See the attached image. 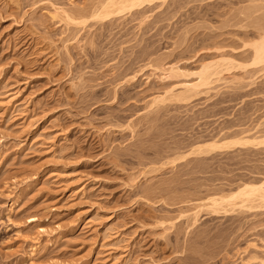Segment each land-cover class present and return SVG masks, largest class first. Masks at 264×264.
Returning <instances> with one entry per match:
<instances>
[{
	"label": "rangeland",
	"instance_id": "obj_1",
	"mask_svg": "<svg viewBox=\"0 0 264 264\" xmlns=\"http://www.w3.org/2000/svg\"><path fill=\"white\" fill-rule=\"evenodd\" d=\"M99 1L0 0V264L261 263L264 202L210 200L264 179V0Z\"/></svg>",
	"mask_w": 264,
	"mask_h": 264
},
{
	"label": "bare ground",
	"instance_id": "obj_2",
	"mask_svg": "<svg viewBox=\"0 0 264 264\" xmlns=\"http://www.w3.org/2000/svg\"><path fill=\"white\" fill-rule=\"evenodd\" d=\"M157 1L166 2L167 0H100L98 7L93 11L92 15L98 19H106L118 13H123L127 11L132 12V10H135L147 4H152L153 2H157ZM53 8H54L53 17H59L60 19L68 22L69 24L75 23L77 21V19L75 18L76 13L74 15H71V13H69L68 11L62 8H58V7H53ZM76 16L78 17V19L79 17H81V16H78V14ZM251 47H253V51H254L251 64L253 66H261V65L264 66V33L260 35V38L256 42H254ZM226 61H229V60H226ZM226 61L224 60L223 62H226ZM226 63L222 64L221 61L220 63L218 61V63L216 62V63L204 65L203 68L199 71V73H197L198 81L194 84L185 83L186 85H184V90L181 92L182 95H179L178 99L184 98L186 94L191 95V93L194 94L196 91H197L196 93H198L201 87L208 86L211 80H213L212 79L213 77H215L216 75H221L219 67L222 65L225 66ZM174 72L176 73L175 70H171V73H174ZM253 140L257 141L258 138L238 136V137L230 138L228 141L213 140L210 143L200 146V148L198 149H201L203 147L210 148V149L211 148L212 149H218V148L225 149V147L230 148L233 145H240V144H246V143L249 144V142ZM262 143H264V140L262 141ZM255 201H261L262 203L264 202V179L259 182L250 181V182L244 183L241 186H239L237 189H235V191H231L227 195H223L219 198H214L210 200V203L212 207H219V206L229 207V206H236L238 204H243V205L248 204L249 205L250 203L252 202L254 203ZM201 212H202L201 206H199V207H196L194 210H192L191 214L182 215V218H186V219L191 218V220L196 221L200 217ZM42 232H46V231L42 229ZM244 259L245 258H241L242 264H252L248 262L246 259L245 261ZM257 264H264V261H262L261 263H257Z\"/></svg>",
	"mask_w": 264,
	"mask_h": 264
}]
</instances>
